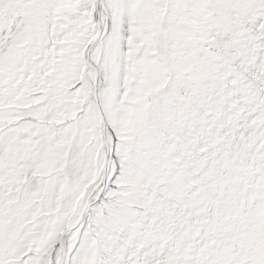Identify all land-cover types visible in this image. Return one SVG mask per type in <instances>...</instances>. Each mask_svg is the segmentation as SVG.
Returning <instances> with one entry per match:
<instances>
[{"label": "snow or ice", "instance_id": "obj_1", "mask_svg": "<svg viewBox=\"0 0 264 264\" xmlns=\"http://www.w3.org/2000/svg\"><path fill=\"white\" fill-rule=\"evenodd\" d=\"M0 264H264V0H0Z\"/></svg>", "mask_w": 264, "mask_h": 264}]
</instances>
